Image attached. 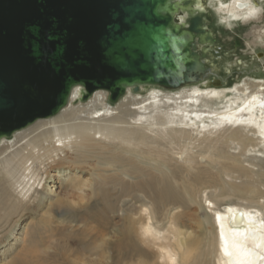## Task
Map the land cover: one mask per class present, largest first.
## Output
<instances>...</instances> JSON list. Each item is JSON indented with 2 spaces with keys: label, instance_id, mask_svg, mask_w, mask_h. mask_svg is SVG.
Segmentation results:
<instances>
[{
  "label": "rangeland",
  "instance_id": "374dc122",
  "mask_svg": "<svg viewBox=\"0 0 264 264\" xmlns=\"http://www.w3.org/2000/svg\"><path fill=\"white\" fill-rule=\"evenodd\" d=\"M261 14L259 19L232 27L209 22L215 42L207 60L213 66L205 80H222L225 87L264 80V62L260 60L264 59V45L255 46L252 32L264 24V11ZM92 97L71 106L84 108L82 116L88 117L85 112L89 108H102L101 103L89 102ZM124 98L111 104L108 94L106 102L118 108L114 114L122 108L119 102ZM23 129L7 137L4 144H13ZM142 132L147 133L148 145L135 146L122 138L97 135L87 146L74 145L52 154L30 196L24 199L6 177L0 178V193L4 194L0 195V264H140L139 256L123 255L121 245L128 238L151 255L144 259L148 264H153L158 245L164 242L179 247L177 264H217L216 254L210 263L201 251L200 218L214 214L209 200L222 209L230 202L249 203L239 195L232 201L214 196L240 182L264 180L263 144L252 140L244 149L242 143L228 141L226 145L220 140L212 142L214 149L208 146L205 150L201 146L205 142L190 151L194 157L191 163L188 154L181 157L178 153L180 145H171L153 131ZM259 185L264 189L263 183ZM257 203L264 205V196L249 204ZM143 223L152 225V233L144 234ZM187 248L192 253L185 258Z\"/></svg>",
  "mask_w": 264,
  "mask_h": 264
},
{
  "label": "bare ground",
  "instance_id": "6f19581e",
  "mask_svg": "<svg viewBox=\"0 0 264 264\" xmlns=\"http://www.w3.org/2000/svg\"><path fill=\"white\" fill-rule=\"evenodd\" d=\"M263 4L264 0H192L191 9L210 11L213 25L223 23L232 27L240 21L249 23L261 18ZM184 14L178 13L175 21L179 17L187 21L186 10ZM206 25L211 31L209 22ZM252 32L255 46L258 43L264 45V24ZM201 45H198L199 49L202 48ZM207 46L209 51L205 61L211 59L210 51L213 48L212 44ZM260 60L264 62V59ZM209 65L213 66L211 63ZM203 80L205 79L202 78L201 81ZM208 81L209 79L201 84L182 87L186 85L184 84L176 87H182L180 89L169 91L165 89L176 88L142 85L141 91H135L137 94H133L134 90L128 87L122 96L129 98L119 102L122 108L116 114L114 111L118 108L106 102L110 91L96 89L87 99L81 100V86H75L69 103L58 114L38 119L27 130L19 132L13 144H4L7 141L5 136L0 139V178L6 177L10 186L15 190L19 189L20 197L27 198L39 181L47 158L74 145L87 146L97 135L122 138L124 142L140 146L148 145L147 133L142 131H153L171 145H180L178 153L181 157L188 154L191 163L194 157L189 155L190 151L205 142V145H201L205 150L208 146L214 149L216 146L212 142L220 140L226 145L228 141L242 143L244 149L252 140L256 141V145L264 146V80L250 82L248 86L235 84L229 87H225L222 80L221 84L214 82L210 86ZM100 96L102 100H99ZM90 97L89 102L101 103L102 108H89L85 112L88 117L82 116L84 108L71 106L75 101L84 102ZM129 124L135 125L136 130L128 128ZM262 183L264 185V180H259L256 184L250 181L240 182L232 190L222 188L214 198L232 201V198L239 195V199H245L249 203L257 202L258 197L264 196V189L259 185ZM0 195H4L3 192ZM208 202L210 209H215L214 214L206 213L200 218L199 226L204 236L201 251L206 252L210 263L213 261L212 255L216 254L217 264H264V205L230 202L222 209L217 208L216 202ZM151 226L149 223L142 224L144 234L152 233ZM121 248L125 251L124 257L139 256L140 264L149 263L144 259H149L151 255L136 248L132 238H128ZM191 253L192 250L187 248L185 258ZM154 257L153 264H177L180 260L178 257H181L180 249L165 242L160 243Z\"/></svg>",
  "mask_w": 264,
  "mask_h": 264
},
{
  "label": "water",
  "instance_id": "95a60500",
  "mask_svg": "<svg viewBox=\"0 0 264 264\" xmlns=\"http://www.w3.org/2000/svg\"><path fill=\"white\" fill-rule=\"evenodd\" d=\"M191 2L0 0V139L58 114L78 85L81 100L106 89L116 102L128 87L204 78L212 14Z\"/></svg>",
  "mask_w": 264,
  "mask_h": 264
},
{
  "label": "flooded vegetation",
  "instance_id": "af4514ba",
  "mask_svg": "<svg viewBox=\"0 0 264 264\" xmlns=\"http://www.w3.org/2000/svg\"><path fill=\"white\" fill-rule=\"evenodd\" d=\"M212 21V20H211ZM210 22V21H209Z\"/></svg>",
  "mask_w": 264,
  "mask_h": 264
},
{
  "label": "clouds",
  "instance_id": "9594fccd",
  "mask_svg": "<svg viewBox=\"0 0 264 264\" xmlns=\"http://www.w3.org/2000/svg\"><path fill=\"white\" fill-rule=\"evenodd\" d=\"M227 70V69H226Z\"/></svg>",
  "mask_w": 264,
  "mask_h": 264
}]
</instances>
